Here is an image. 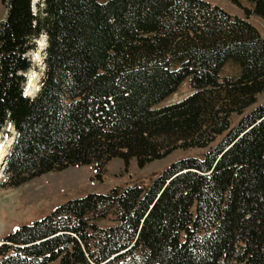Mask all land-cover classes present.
I'll list each match as a JSON object with an SVG mask.
<instances>
[{
	"label": "trees",
	"instance_id": "16d2710c",
	"mask_svg": "<svg viewBox=\"0 0 264 264\" xmlns=\"http://www.w3.org/2000/svg\"><path fill=\"white\" fill-rule=\"evenodd\" d=\"M247 1L241 17L207 0H42L37 12L2 0L0 133L16 131L2 186L208 149L147 189L89 193L22 225L0 264H264V101L244 113L264 93V36L249 20L264 19V0ZM42 34L45 72L29 97ZM227 63L239 75L222 77ZM186 79L193 93L158 106ZM110 214L114 224L95 222Z\"/></svg>",
	"mask_w": 264,
	"mask_h": 264
},
{
	"label": "rangeland",
	"instance_id": "374dc122",
	"mask_svg": "<svg viewBox=\"0 0 264 264\" xmlns=\"http://www.w3.org/2000/svg\"><path fill=\"white\" fill-rule=\"evenodd\" d=\"M105 2L107 0H100ZM213 5H218L232 15L245 17L242 6L250 7L247 0H239L242 5L231 0H207ZM38 3L42 6V0L33 3L34 11L37 12ZM6 16V7L0 0V21ZM249 20L257 27L264 36V19L257 15H250ZM36 48L28 52L32 58L34 67L27 72L26 91L34 95L40 86L41 78L45 69L44 59L46 56L47 36L42 34L35 39ZM223 76L239 75V68L227 63L221 72ZM193 89L189 80H184L177 91L165 98L158 106L181 101L190 95ZM264 101V93L259 94L257 102L248 107L246 112ZM241 117L239 114L232 115V122L235 124ZM14 129L10 123L0 133V147H5L8 141L12 140ZM220 137L212 144L214 146ZM10 140V141H11ZM10 144V143H9ZM6 148V147H5ZM208 148L176 149L166 157L153 160L140 167L137 160L133 158L125 163L121 158L111 159L97 176L95 165L70 166L59 171H50L39 175L28 182L17 187L2 186L5 180L3 172L0 173V239L5 237L25 224H31L51 213L56 207L64 202L83 197L89 193H107L114 186L125 187L127 185H138L147 189L154 180L171 163L186 157H201ZM113 215L97 219L95 222L101 227H108L114 224ZM55 264V263H51Z\"/></svg>",
	"mask_w": 264,
	"mask_h": 264
},
{
	"label": "water",
	"instance_id": "95a60500",
	"mask_svg": "<svg viewBox=\"0 0 264 264\" xmlns=\"http://www.w3.org/2000/svg\"><path fill=\"white\" fill-rule=\"evenodd\" d=\"M13 140H14V138H13ZM13 140H12V143H13ZM12 143L8 146L6 155L3 156L1 158V160H0V173H1V171L4 170V167H5V164H6L7 155H9V153H10V149L12 147Z\"/></svg>",
	"mask_w": 264,
	"mask_h": 264
},
{
	"label": "bare ground",
	"instance_id": "6f19581e",
	"mask_svg": "<svg viewBox=\"0 0 264 264\" xmlns=\"http://www.w3.org/2000/svg\"><path fill=\"white\" fill-rule=\"evenodd\" d=\"M36 0H34V2H35ZM27 94L28 95H33V94H31V92H29L28 93V91H27ZM14 134H15V132H14ZM13 137V136H12ZM10 140H11V138H10ZM8 141V143L5 145V147L3 148V147H0V160H1V158L3 157V156H5L6 155V153H7V149H8V146L12 143V140H13V138H12V140L11 141ZM10 143V144H9Z\"/></svg>",
	"mask_w": 264,
	"mask_h": 264
},
{
	"label": "crops",
	"instance_id": "0c3cea01",
	"mask_svg": "<svg viewBox=\"0 0 264 264\" xmlns=\"http://www.w3.org/2000/svg\"><path fill=\"white\" fill-rule=\"evenodd\" d=\"M3 240L2 239H0V243L2 242Z\"/></svg>",
	"mask_w": 264,
	"mask_h": 264
}]
</instances>
